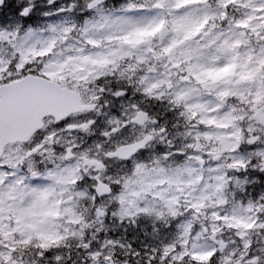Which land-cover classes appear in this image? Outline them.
<instances>
[{
	"label": "snow or ice",
	"instance_id": "snow-or-ice-1",
	"mask_svg": "<svg viewBox=\"0 0 264 264\" xmlns=\"http://www.w3.org/2000/svg\"><path fill=\"white\" fill-rule=\"evenodd\" d=\"M0 264H264V0H0Z\"/></svg>",
	"mask_w": 264,
	"mask_h": 264
}]
</instances>
